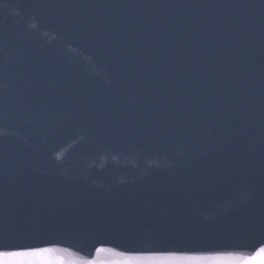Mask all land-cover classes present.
I'll return each instance as SVG.
<instances>
[{
  "label": "water",
  "instance_id": "95a60500",
  "mask_svg": "<svg viewBox=\"0 0 264 264\" xmlns=\"http://www.w3.org/2000/svg\"><path fill=\"white\" fill-rule=\"evenodd\" d=\"M264 0H0V264H259Z\"/></svg>",
  "mask_w": 264,
  "mask_h": 264
},
{
  "label": "snow or ice",
  "instance_id": "6c2138e0",
  "mask_svg": "<svg viewBox=\"0 0 264 264\" xmlns=\"http://www.w3.org/2000/svg\"><path fill=\"white\" fill-rule=\"evenodd\" d=\"M262 252H264V250H262ZM27 253H3L0 255H3L4 257H8V256H19V255H25ZM3 264H10L8 259H4L3 260ZM253 264H255V262H253ZM259 264H264V256H262L261 260L259 261Z\"/></svg>",
  "mask_w": 264,
  "mask_h": 264
}]
</instances>
